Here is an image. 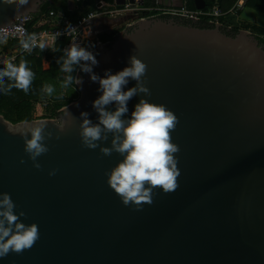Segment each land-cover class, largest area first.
Returning a JSON list of instances; mask_svg holds the SVG:
<instances>
[{
  "label": "water",
  "instance_id": "obj_1",
  "mask_svg": "<svg viewBox=\"0 0 264 264\" xmlns=\"http://www.w3.org/2000/svg\"><path fill=\"white\" fill-rule=\"evenodd\" d=\"M52 2L28 0L19 9L0 3V28L40 15ZM114 3L135 7V0ZM194 4L206 8L204 0ZM199 22L128 16L109 42L91 49L101 77L123 69L133 55L145 63L150 95L144 98L178 119L170 133L180 149L178 187L154 188L152 203L139 210L123 205L106 183V172L122 157L81 144L80 112L93 122L98 115L91 102L99 85L88 74H76L83 79L78 98L56 118L28 122L44 121L52 133L40 169L23 150L25 122L13 125L0 115V192L39 230L30 249L10 252L0 264H264V49L248 30L228 34L221 23L200 28ZM134 86L129 79L125 90ZM140 98L128 101L126 115ZM65 107L71 123L59 132Z\"/></svg>",
  "mask_w": 264,
  "mask_h": 264
},
{
  "label": "clouds",
  "instance_id": "obj_2",
  "mask_svg": "<svg viewBox=\"0 0 264 264\" xmlns=\"http://www.w3.org/2000/svg\"><path fill=\"white\" fill-rule=\"evenodd\" d=\"M0 3H11L15 9H19L28 0H0ZM35 43V36L24 38L22 33L20 45L24 50L31 51ZM39 47L44 49L45 44L42 42ZM57 63L65 74L60 83L61 88L67 89L74 85V92L77 86L82 85V77L73 75L77 71L88 74L90 80L99 85L100 95L91 102L98 114L97 120L93 122L88 112H80L78 134L85 148H99L105 156L115 152L122 157L106 172V183L119 196L121 203L125 206L131 204L139 210L142 203H152L154 188L159 187L164 193L175 191L180 170L174 154L180 149L172 142L170 133L175 129L178 119L163 104L151 103L144 98L150 95V90L142 80L146 64L133 55L123 69L115 73L105 70L101 77L93 71V67L98 64L93 51L75 41L63 50ZM33 78L34 73L26 60H21L19 64L6 61L0 67V92L16 88L27 93ZM129 79L135 81V86L125 90ZM55 91L52 84L43 87V92L48 96H52ZM134 96L141 98L130 115H126L129 113L128 101ZM109 105H113L114 110H108ZM64 112L68 119H61L59 132H63L66 125L71 123L72 115L66 107ZM45 127L44 121L25 122L20 131L23 150L36 169L41 168L38 157L49 151L46 141L52 138V133L46 132ZM104 141H108L110 146H102L101 142ZM20 163H24V160L21 159ZM56 171L50 169L48 175L54 176ZM16 208L10 194L0 192V259L10 252L21 253L30 249L39 239L37 224L24 223L21 218L25 217V212H17Z\"/></svg>",
  "mask_w": 264,
  "mask_h": 264
},
{
  "label": "trees",
  "instance_id": "obj_3",
  "mask_svg": "<svg viewBox=\"0 0 264 264\" xmlns=\"http://www.w3.org/2000/svg\"><path fill=\"white\" fill-rule=\"evenodd\" d=\"M52 4L45 3L41 7V14L31 16L32 21L28 25V29H41L44 25L41 23V18L46 16L49 10L52 9H64L67 10L69 3L72 1L76 3V7L80 8L84 6L86 9L90 5V0H52ZM107 5L112 6L114 0H101ZM207 5V9H210L215 3H218L222 12H226L231 8L236 0H204ZM154 0H148L147 6L152 5ZM246 8L254 10L256 13L264 16V0H248ZM225 21L222 19L219 20V23L225 24ZM211 20L209 18H203L200 22L195 25L200 28H212ZM245 29L250 31L256 36L259 41L260 46L264 49V30H259L256 28H250L247 25H242L231 29L230 33H237L239 30ZM117 33V32H116ZM115 33V34H116ZM228 32V34H230ZM115 34L109 36L103 35L99 38L101 43L109 42ZM19 42L5 43L1 46V51L9 55V52L17 46ZM66 41L57 43L55 46L54 52H43L42 50H37L34 56H19L13 63L19 64L21 60H26L28 62L29 68L34 73V78L32 85L27 93L16 88H12L8 92H0V115H2L5 120L10 122L13 125H16L21 122H31L38 120L34 115L35 106L41 105L44 102L51 104L50 115L46 118H56L58 111L64 106L70 104L78 97V92L75 90L73 92L74 85L64 89L60 87V83L63 80L65 74L60 71V66L57 63L59 58L63 55V50L66 46ZM43 60L48 63V69L43 68ZM4 66V65H3ZM0 66V67H3ZM73 73V75H76ZM8 81L5 79V84ZM47 84H52L56 91L52 96H48L43 92V87Z\"/></svg>",
  "mask_w": 264,
  "mask_h": 264
},
{
  "label": "built area",
  "instance_id": "obj_4",
  "mask_svg": "<svg viewBox=\"0 0 264 264\" xmlns=\"http://www.w3.org/2000/svg\"><path fill=\"white\" fill-rule=\"evenodd\" d=\"M147 1L144 0V5L139 6V0H135V7H132L130 4L117 6L115 3L110 6L101 0H95L92 9H86L84 6L80 8L68 7L67 10L52 9L48 11L46 16L41 18L40 21L44 25L41 29H28L32 17H21L12 26L0 28V38H2L0 50L1 46L5 43L19 42L9 52V55L5 54L4 57H0V66H3L9 60L13 62L17 57L22 55L34 56L37 50L54 52L56 44L63 41L67 42L65 48L70 47L74 41L83 46V33L97 19H119L125 16H134V20H141L162 16L187 20L209 18L211 23H219V20L224 16L239 14L246 8L248 2V0H236L229 11L222 12L218 3H215L210 9L191 11L183 5L180 7H163L159 4V0H154L152 5L147 6ZM69 24L72 26L71 29H69ZM22 33L24 38L27 36L36 37L35 46L32 47L31 51L24 50L21 47L20 39L22 38ZM42 42L45 44L44 49L39 47V44ZM9 56H11V59L7 58Z\"/></svg>",
  "mask_w": 264,
  "mask_h": 264
},
{
  "label": "crops",
  "instance_id": "obj_5",
  "mask_svg": "<svg viewBox=\"0 0 264 264\" xmlns=\"http://www.w3.org/2000/svg\"><path fill=\"white\" fill-rule=\"evenodd\" d=\"M94 1L95 0H90V5L87 6L89 9H92ZM159 4L163 7H166V6H164V4H170L169 7H180L183 5L191 11H196L194 0H159ZM232 6H231V8H232ZM68 7H76V3L71 1L69 3ZM205 9H207V5H206ZM229 10H227V11H229ZM246 10L248 12L245 15L246 19L248 20L247 22L235 21L236 22L235 23V22H232L230 19H227L224 22V24L230 29H234L235 27H239L242 25H247L250 28H256L259 30H264V22L262 23V21H264V19L262 20V17H261L262 15L256 13L254 10L249 9V8H246ZM197 11H199V10H197ZM125 18H123L122 20H124ZM120 23H121V20L112 19V18L111 19L101 18V19H97V20L93 21L92 24L90 25V27L83 33V36H82L83 39L82 40H83L84 44L88 45L91 42H94L96 45L101 36H103V35L109 36V35L113 34V31L116 29L117 25H119ZM230 23H232V24H230ZM48 67H49L48 63H46L43 60V68L48 69Z\"/></svg>",
  "mask_w": 264,
  "mask_h": 264
},
{
  "label": "rangeland",
  "instance_id": "obj_6",
  "mask_svg": "<svg viewBox=\"0 0 264 264\" xmlns=\"http://www.w3.org/2000/svg\"><path fill=\"white\" fill-rule=\"evenodd\" d=\"M246 13H248V12H247V10L245 8L243 11H241L237 15H227V16L222 17L221 19L223 21H226L227 19H230L232 22H235V21L247 22L248 20L245 17ZM125 17L119 18V20H121V23L119 25H117L116 29L113 31V34H115L116 32H119L120 30H122L125 27V25L122 22L123 21L122 19L125 18ZM261 17H262V20H263L264 17L263 16H261ZM109 19H111V18H109ZM263 22L264 21H262V23ZM230 24H232V23H230ZM83 47L89 48V50H91V49H93L95 47V43L94 42H91L88 45L87 44H84ZM1 52L2 51L0 50V57L1 56L4 57L5 53L4 52L1 53ZM7 58L8 59H11V56H9ZM50 110H51V104H49L48 102H44L41 105L35 106L34 115L38 118V120L44 119V118H46V117H48L50 115Z\"/></svg>",
  "mask_w": 264,
  "mask_h": 264
},
{
  "label": "flooded vegetation",
  "instance_id": "obj_7",
  "mask_svg": "<svg viewBox=\"0 0 264 264\" xmlns=\"http://www.w3.org/2000/svg\"><path fill=\"white\" fill-rule=\"evenodd\" d=\"M177 19V18H176ZM230 33V32H229ZM231 34V33H230Z\"/></svg>",
  "mask_w": 264,
  "mask_h": 264
}]
</instances>
